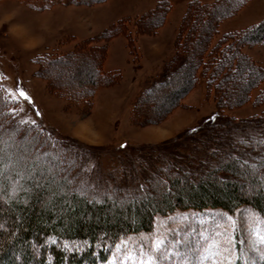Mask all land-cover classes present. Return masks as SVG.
Wrapping results in <instances>:
<instances>
[{
	"label": "rangeland",
	"instance_id": "rangeland-1",
	"mask_svg": "<svg viewBox=\"0 0 264 264\" xmlns=\"http://www.w3.org/2000/svg\"><path fill=\"white\" fill-rule=\"evenodd\" d=\"M225 2L101 0L73 4L56 0L41 6L31 0H0V85L12 99H22L19 93L23 91L25 100L59 136L104 150L101 159L92 158L89 164L97 181L86 179L98 182L97 192L107 185L126 191L137 189L143 176H152L160 165H178L185 157L199 158L211 146L201 134H188L218 110L201 72L197 86L162 118L140 124L133 120L132 111L141 91L159 77L165 62L175 54L184 16L191 22L203 14L207 19L211 6ZM229 4L231 11H223L214 40L264 22V0H229ZM113 26L116 32L110 35L107 31ZM88 39L104 46V70L120 73L110 85L88 88L97 51L84 47L70 54L79 42ZM240 49L264 68V43H241ZM51 53L67 56L44 62ZM172 86L179 87L171 83L168 87ZM256 91H251L244 104L224 110V115L243 120L260 115L264 106L253 103ZM164 103L155 106L164 109ZM120 144L148 154L143 157L147 163L138 172L136 160H131L124 172L112 167L115 154L111 149ZM236 167L237 171L227 173L225 179L241 182L240 190L252 194L258 186L247 181L244 173L252 164L245 167L238 162ZM217 180L223 183L224 177ZM6 222V217H0L5 239L10 237L4 230ZM7 248L0 244V262L19 257L18 248ZM28 250L37 256V247L30 245ZM102 264H264V216L246 204L232 212L205 208L156 216L151 231L126 236Z\"/></svg>",
	"mask_w": 264,
	"mask_h": 264
},
{
	"label": "trees",
	"instance_id": "trees-1",
	"mask_svg": "<svg viewBox=\"0 0 264 264\" xmlns=\"http://www.w3.org/2000/svg\"><path fill=\"white\" fill-rule=\"evenodd\" d=\"M55 1L31 3L48 6ZM57 1L92 4L101 0ZM222 4L211 6L207 19L203 14L191 22L184 16L175 54L165 62L159 77L141 91L132 111L133 120L140 124L162 118L197 86L201 72L218 110L188 134H201L211 146L199 158L160 165L152 176H143L137 189L107 185L97 192L98 182L86 179L97 181L89 164L92 158L101 159L104 150L59 136L33 104L24 97H8L0 85V217L8 219L4 230L10 236L5 239L0 232V244L19 251V257L5 258L0 264H16L17 260L19 264H102L126 236L151 231L156 216L177 210L221 208L232 212L246 204L264 216V108L247 120L223 113L249 101L255 89L253 103L264 106V68L240 49L241 43H264V22L214 40L223 11H231L229 0ZM116 26L108 34L114 35ZM90 42H79L70 54L84 47L97 51L88 88L110 85L120 73L104 70V46ZM66 56L51 53L43 61ZM170 83L179 87H168ZM156 103H164V109H158ZM119 147L111 149L115 154L112 167L119 172L131 160L139 161L136 172L147 163L143 157L148 154L142 150L125 144ZM238 162L245 167L252 164L244 172L246 180L258 186L250 195L240 190L241 182L225 179L224 175L237 171ZM222 176L223 183H218ZM30 245L38 248L37 256L28 250Z\"/></svg>",
	"mask_w": 264,
	"mask_h": 264
},
{
	"label": "snow or ice",
	"instance_id": "snow-or-ice-1",
	"mask_svg": "<svg viewBox=\"0 0 264 264\" xmlns=\"http://www.w3.org/2000/svg\"><path fill=\"white\" fill-rule=\"evenodd\" d=\"M20 96H22V97H24L25 99H27V96H26V94L23 92V91H20Z\"/></svg>",
	"mask_w": 264,
	"mask_h": 264
}]
</instances>
